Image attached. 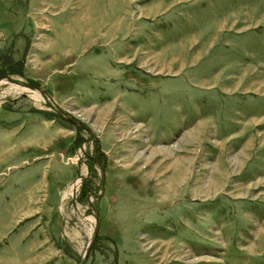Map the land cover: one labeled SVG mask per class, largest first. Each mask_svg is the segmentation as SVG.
Instances as JSON below:
<instances>
[{
    "label": "rangeland",
    "instance_id": "rangeland-1",
    "mask_svg": "<svg viewBox=\"0 0 264 264\" xmlns=\"http://www.w3.org/2000/svg\"><path fill=\"white\" fill-rule=\"evenodd\" d=\"M38 155L77 264H264V0H0V264Z\"/></svg>",
    "mask_w": 264,
    "mask_h": 264
},
{
    "label": "crops",
    "instance_id": "crops-1",
    "mask_svg": "<svg viewBox=\"0 0 264 264\" xmlns=\"http://www.w3.org/2000/svg\"><path fill=\"white\" fill-rule=\"evenodd\" d=\"M38 156L37 161H42L33 162L28 168L43 162L39 170L33 168L23 179L20 174L24 169H20L19 176L4 189L2 201L8 207H15L7 230L15 233L13 241L6 244L10 249L9 261L13 264H77L87 236L85 228L62 222L61 202L70 194L63 191V185L70 175L64 174L67 171L61 159ZM13 168L19 167L14 165ZM55 202L61 203L57 213L53 211Z\"/></svg>",
    "mask_w": 264,
    "mask_h": 264
},
{
    "label": "trees",
    "instance_id": "trees-1",
    "mask_svg": "<svg viewBox=\"0 0 264 264\" xmlns=\"http://www.w3.org/2000/svg\"><path fill=\"white\" fill-rule=\"evenodd\" d=\"M94 161H96V163H100V161H98L97 159L93 158ZM102 168H103V163H100Z\"/></svg>",
    "mask_w": 264,
    "mask_h": 264
},
{
    "label": "bare ground",
    "instance_id": "bare-ground-1",
    "mask_svg": "<svg viewBox=\"0 0 264 264\" xmlns=\"http://www.w3.org/2000/svg\"><path fill=\"white\" fill-rule=\"evenodd\" d=\"M24 90H25L24 87L19 88V91H20V92H22V91H24Z\"/></svg>",
    "mask_w": 264,
    "mask_h": 264
},
{
    "label": "water",
    "instance_id": "water-1",
    "mask_svg": "<svg viewBox=\"0 0 264 264\" xmlns=\"http://www.w3.org/2000/svg\"><path fill=\"white\" fill-rule=\"evenodd\" d=\"M96 233H97V232H96ZM96 233H95V234H96Z\"/></svg>",
    "mask_w": 264,
    "mask_h": 264
}]
</instances>
